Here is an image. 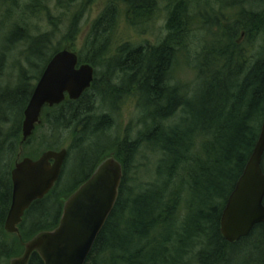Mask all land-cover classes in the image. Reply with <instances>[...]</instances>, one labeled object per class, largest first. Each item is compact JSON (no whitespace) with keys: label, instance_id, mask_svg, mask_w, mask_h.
<instances>
[{"label":"trees","instance_id":"16d2710c","mask_svg":"<svg viewBox=\"0 0 264 264\" xmlns=\"http://www.w3.org/2000/svg\"><path fill=\"white\" fill-rule=\"evenodd\" d=\"M3 1L12 16L20 0ZM45 1L24 2L34 14L48 10ZM160 3L165 33L156 44L114 42L121 17L135 30H148ZM48 17L53 33L31 36L15 21L0 51L1 74L8 51L24 41L21 54L31 68V73L20 68L14 86L0 82V264L20 255L24 242L39 231L56 227L64 199L111 154L122 163L123 177L84 264H264L262 223L235 242L220 232L225 201L264 117V0H108L90 22L83 40L86 52H77L79 63L94 67L90 87L76 100L44 107L41 122L21 142L23 112L34 85L50 57L63 48L51 44L58 29ZM81 17L69 14L62 36L69 49ZM189 54L192 62L185 58ZM180 58L192 64L191 83L175 76L184 63ZM127 98L135 100L143 127L135 138L113 140V113ZM36 137L41 149L29 157L59 150L69 139L66 158L52 189L31 203L18 234L9 235L4 224L11 204L10 171L20 160L19 147ZM142 145L160 157L152 179L136 188L128 174ZM74 152H81L88 171L61 189ZM261 167L264 171V153ZM28 264L44 263L34 252Z\"/></svg>","mask_w":264,"mask_h":264},{"label":"water","instance_id":"95a60500","mask_svg":"<svg viewBox=\"0 0 264 264\" xmlns=\"http://www.w3.org/2000/svg\"><path fill=\"white\" fill-rule=\"evenodd\" d=\"M94 79V67L79 63L76 51L63 47L46 63L37 79L23 112L22 138L30 137L41 122L44 107L65 99L76 100ZM264 117L255 146L220 216V232L228 242L250 234L256 224H263L264 245ZM67 154L65 147L47 149L33 159L22 157L10 171L11 204L5 220L7 233L18 234V224L31 203L43 198L58 180ZM123 177V165L112 154L102 159L63 201L56 227L41 230L24 242V250L11 257L8 264H28L36 252L44 264H84L94 241L117 199Z\"/></svg>","mask_w":264,"mask_h":264},{"label":"rangeland","instance_id":"374dc122","mask_svg":"<svg viewBox=\"0 0 264 264\" xmlns=\"http://www.w3.org/2000/svg\"><path fill=\"white\" fill-rule=\"evenodd\" d=\"M24 1L25 0L19 1L17 9L12 10L14 12L12 16L9 14L11 11H7L9 15L6 14V8L9 7V3L3 0L0 2V51L4 46L3 40L5 35L7 32L12 30L15 21H18L19 24L27 27L28 33H30L31 36L39 35L44 32L53 33V26L50 23L48 16L56 22L58 29L51 36V44L53 43V45L56 46L60 45L59 47H66L67 44L62 41V38L64 37L63 35L66 31L65 28L68 24L69 14L81 13L80 31L76 36L74 47H71V50L85 53L86 50L83 47V40L89 28L90 22L96 15H98L104 5L108 2V0H75L73 3L69 4L68 0H46L44 4L48 7V10L31 14L26 10ZM158 11L159 15L153 20L150 28L145 31H138L129 27L124 22L123 17H121L118 20L117 27L113 32L114 42L117 43L128 40L130 42H136L135 44L140 42L156 44L165 33L163 3H160ZM24 44V41L19 42L10 51H8V56L4 61L5 66L1 68L2 73L0 74V82L2 85L14 86L18 82V74L21 67H25V69L31 73V68L21 54ZM194 49L195 48H192V51H194ZM185 58L191 62L193 61L191 54H189V56H185ZM185 58H180L184 63L179 64L180 67H177L178 72L175 76L180 80L191 83L193 82L195 73L192 68V64L185 63ZM140 115L141 113L133 98H127L123 103H120L117 110L113 113L114 125L110 131L111 139L113 138L114 140L116 137L122 139L124 136L135 138L138 131L143 127V123L139 121ZM69 142V139L65 140L60 148H67ZM28 145L29 146L21 145L19 147L20 159L24 155L29 156L28 153L30 152L36 153L39 149H41L38 137H36V139L32 142L30 140ZM80 153L74 152L70 156L60 182L61 189L69 188L77 179H80L87 173L89 165L87 162H81L79 159ZM159 157V152L153 151L144 145L140 146L129 169L128 175L133 178V180L131 179L129 182L130 185L137 188L141 182L145 183L150 181L154 175L155 166ZM12 234L15 233H9V235ZM242 264L244 263L242 262Z\"/></svg>","mask_w":264,"mask_h":264}]
</instances>
